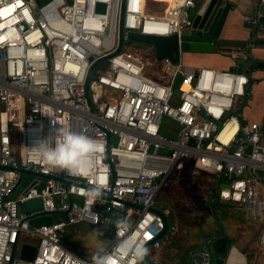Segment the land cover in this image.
I'll use <instances>...</instances> for the list:
<instances>
[{
	"label": "built area",
	"instance_id": "1",
	"mask_svg": "<svg viewBox=\"0 0 264 264\" xmlns=\"http://www.w3.org/2000/svg\"><path fill=\"white\" fill-rule=\"evenodd\" d=\"M70 1L0 0V264H94L61 241L68 226L81 224L109 227L104 249L114 253L113 264H125L122 248L134 242L148 249L142 264H162L155 251L176 225L155 201L184 159L211 171L213 202H237L247 217L262 221L264 264V128L256 121L245 126L238 110L251 94L250 64L220 69L156 61L154 51L147 58L125 46L124 37L120 51L95 66L86 88L90 65L116 50L122 5L124 36H180L192 26L195 0ZM243 20L264 30L257 16ZM242 56L249 58V50L236 51ZM65 125L99 141L91 167L74 174L46 166L33 149ZM91 188L101 196L81 194ZM32 199L40 206L28 208ZM46 215L52 223L29 224ZM121 218L131 227L118 236ZM213 238L190 251L189 264L211 263ZM24 243L36 247L31 260L19 257Z\"/></svg>",
	"mask_w": 264,
	"mask_h": 264
},
{
	"label": "rangeland",
	"instance_id": "2",
	"mask_svg": "<svg viewBox=\"0 0 264 264\" xmlns=\"http://www.w3.org/2000/svg\"><path fill=\"white\" fill-rule=\"evenodd\" d=\"M36 1L43 4L48 0ZM196 12L197 9H189V17L192 20ZM125 46L137 47L143 50L145 57H153L154 49L149 44L127 41ZM155 60L157 61L156 57ZM98 70L99 67L93 69V71ZM1 106L0 103V109ZM163 124L170 126L173 122L168 118H164ZM161 134L168 135L164 130H161ZM172 136H175V134ZM191 167L192 162L189 159H184L182 168L173 169L166 177L165 183L155 201V206L159 209L168 208L170 210L171 208L169 219H172L174 215L178 218L180 231H183V235L187 239L186 243L191 244L193 242L196 246L199 244V234H204L205 222L213 223V226H220L218 230L222 229L224 233L228 232L235 241L244 240L242 232L246 231L248 241L255 242L256 237L253 239L254 231L256 230V225H260L262 221L258 218L247 217L237 202L219 200V205L215 204L216 202H213L211 198L215 194L216 179L213 175L209 176L210 174H207L210 171L207 168L197 166L194 167L196 168L194 170ZM24 177L28 180L33 179L30 174H24ZM164 197L166 199L163 200ZM201 226L203 229H201ZM65 234L68 236L67 243L69 247L74 248L76 251H81L86 259L96 256L98 252L109 245L112 239L109 227L103 225L87 226L81 224L68 226ZM178 234L181 235V232ZM166 240H162L161 247L166 246ZM259 250L258 247L254 248L252 253L256 256ZM258 256L262 257V253H258ZM177 260H181V262L186 260L188 262V257L185 258L184 255L179 254Z\"/></svg>",
	"mask_w": 264,
	"mask_h": 264
},
{
	"label": "water",
	"instance_id": "3",
	"mask_svg": "<svg viewBox=\"0 0 264 264\" xmlns=\"http://www.w3.org/2000/svg\"><path fill=\"white\" fill-rule=\"evenodd\" d=\"M70 4L71 1L67 0ZM197 12L192 20V26L189 29L183 30L180 36L176 34L148 35L129 31L124 36L122 15L123 5L121 7L120 21L118 24V38L116 50L110 55L101 57L94 61L86 73L85 84L86 88L90 79V75L94 67L102 60L118 53L124 44V37L127 41H136L149 44L154 49V54L157 59L166 57L172 62H177L181 59L183 52L203 53V54H227L235 56V61L240 64L246 63L244 56L236 58V51L241 49H250L249 45L253 44L252 38L235 39L228 37L223 32L229 29L225 27L226 18L235 9L244 15H254L258 20L264 23V0H201L197 6ZM105 4L98 3L97 11L103 12ZM256 43V42H255ZM91 60V58H89ZM256 61H253L255 64ZM228 186V185H220ZM28 208H37L40 206L39 199L27 201ZM158 212V211H157ZM165 225L167 224L164 218ZM52 223V216H40L29 221L31 226H39L42 224ZM164 230L162 231V233ZM35 246L32 244H22L19 257L24 260H31L35 253ZM212 253L211 264H249L247 254L232 243L228 238L220 232L214 236L209 244Z\"/></svg>",
	"mask_w": 264,
	"mask_h": 264
},
{
	"label": "crops",
	"instance_id": "4",
	"mask_svg": "<svg viewBox=\"0 0 264 264\" xmlns=\"http://www.w3.org/2000/svg\"><path fill=\"white\" fill-rule=\"evenodd\" d=\"M201 0H195V5L191 9H196ZM244 14L238 10H234L226 18L225 27L229 29L227 32H223L222 35H227L228 37L235 39H246L248 37L255 41L253 44L249 45L250 57L246 58V63L250 64V95L246 100L242 101L238 105V110L240 112V117L245 126H248L250 122H259L264 128V30L256 32L251 29L243 20ZM243 50V49H241ZM241 50H235L240 52ZM239 55V54H238ZM181 60L187 65L194 66H211L220 69L230 68L236 61L235 56L227 54H203V53H193V52H183L181 55ZM253 61H256L253 64ZM213 226V225H212ZM220 227V226H218ZM217 226H213L212 230H207L204 233L203 239L206 237L216 236L220 232L222 235L228 238L232 243H234L238 248H240L244 253L247 254L249 264H261L262 257L258 256L260 246L258 243V236L261 228V224L256 225V230L254 231V237H256L255 242H249L247 238L246 231L242 232L244 240L240 239L235 241L229 235V233H224V231L218 230ZM187 239L184 235H179L178 232L173 234V237L166 242V246H162L158 251L156 250V255L160 258L162 264H189L190 251L196 246L195 243H186ZM200 241V240H199ZM198 241V243H199ZM258 247V252L256 256L252 253L254 248ZM253 249V250H252ZM252 253V254H251ZM184 255L188 257V262H181L177 260L178 255ZM261 258V260H260ZM183 259V258H181Z\"/></svg>",
	"mask_w": 264,
	"mask_h": 264
},
{
	"label": "clouds",
	"instance_id": "5",
	"mask_svg": "<svg viewBox=\"0 0 264 264\" xmlns=\"http://www.w3.org/2000/svg\"><path fill=\"white\" fill-rule=\"evenodd\" d=\"M33 149L46 166L74 174L84 168L91 167L92 157L99 150V141L75 133L65 125L57 130L54 137L39 141ZM81 194L88 199L95 200L102 193L99 188H91ZM115 226L118 236H123L131 227L128 221L123 218L117 220ZM122 253L125 264H142L148 255V249L142 243L134 242L131 245H125L122 248ZM113 256L114 253L102 249L93 257V262L94 264H113Z\"/></svg>",
	"mask_w": 264,
	"mask_h": 264
},
{
	"label": "trees",
	"instance_id": "6",
	"mask_svg": "<svg viewBox=\"0 0 264 264\" xmlns=\"http://www.w3.org/2000/svg\"><path fill=\"white\" fill-rule=\"evenodd\" d=\"M161 8V7H160ZM198 165L195 163V162H192V167H191V169H196V168H194V167H197ZM207 174H210L209 176H211L212 174H211V171H208L207 172ZM164 199H166V197H164L163 198V200ZM215 204H217V205H219V203L218 202H216ZM169 211H171V208H170V210ZM176 211V210H175ZM172 213V212H171ZM172 216H173V213H172ZM170 221L171 222H173V223H175V225H176V232H178V233H180L181 232V234L183 235V231H180V227H179V223H178V218L174 215L173 217H172V219H170ZM213 223H209V222H205V225H204V233L207 231V230H212L213 229ZM203 226V225H202ZM201 226V229H203V227ZM67 234H65V232L62 234V236H61V241H62V244L64 245V246H66L67 248H69L70 250H72L73 252H75L76 254H78V255H80V256H82V257H84V255H83V253L81 252V251H76L74 248H71V247H69V245H68V243H67V241H68V236H66ZM200 235V241H199V244L201 245L202 244V242H203V240H201V239H203V236H204V234H202V233H200L199 234ZM85 258V257H84Z\"/></svg>",
	"mask_w": 264,
	"mask_h": 264
},
{
	"label": "bare ground",
	"instance_id": "7",
	"mask_svg": "<svg viewBox=\"0 0 264 264\" xmlns=\"http://www.w3.org/2000/svg\"><path fill=\"white\" fill-rule=\"evenodd\" d=\"M183 88H185V85H183Z\"/></svg>",
	"mask_w": 264,
	"mask_h": 264
},
{
	"label": "flooded vegetation",
	"instance_id": "8",
	"mask_svg": "<svg viewBox=\"0 0 264 264\" xmlns=\"http://www.w3.org/2000/svg\"><path fill=\"white\" fill-rule=\"evenodd\" d=\"M211 264V263H210Z\"/></svg>",
	"mask_w": 264,
	"mask_h": 264
}]
</instances>
